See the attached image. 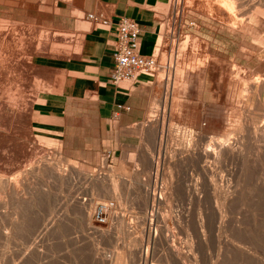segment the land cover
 Here are the masks:
<instances>
[{
  "label": "rangeland",
  "instance_id": "obj_1",
  "mask_svg": "<svg viewBox=\"0 0 264 264\" xmlns=\"http://www.w3.org/2000/svg\"><path fill=\"white\" fill-rule=\"evenodd\" d=\"M230 1L164 4L176 37L167 40L172 68L158 71L160 85L168 90L183 69L212 65L187 26L243 17L238 42L244 31L249 45L251 34L264 33V0ZM68 25L56 0H0V264H264V90L250 67L257 61L213 59L236 79L228 107L215 110L229 122L221 133L190 129L157 102L130 129L136 137L121 156L91 164L33 129L36 110L63 90L57 62L75 47ZM163 114L166 124L157 122ZM211 138L229 143L208 152ZM98 203L112 205L107 225L93 220Z\"/></svg>",
  "mask_w": 264,
  "mask_h": 264
},
{
  "label": "crops",
  "instance_id": "obj_2",
  "mask_svg": "<svg viewBox=\"0 0 264 264\" xmlns=\"http://www.w3.org/2000/svg\"><path fill=\"white\" fill-rule=\"evenodd\" d=\"M169 1L56 0L58 13L68 19L66 31L73 32L75 47L57 62L64 76L63 90L52 94L36 110L33 129L45 138L58 141L72 156L91 164L108 152L113 157L121 156L124 147L136 137L130 129L147 120L157 102L162 113L168 112L176 122L190 129L221 133L229 122L226 118L220 121L221 115L215 110L228 107L226 100L233 99L236 79L230 74H221L214 67L213 59L256 60L257 65L250 67L259 75L264 90V33L251 34L255 40L249 45L245 40L246 31L237 41L241 26L237 28L213 18L202 19L194 26H187V34L200 43L202 53L211 57L212 65L209 62L193 70L183 69L171 87L168 85V90L167 82L158 83L159 72L135 81L110 83L116 23L123 16L136 20L141 28L140 52L155 55L160 63L167 62V55L172 52V48L168 52L167 40L176 37L175 26L167 27L162 10ZM89 13L95 19L89 18ZM103 20L110 24L104 25ZM253 22L250 24L255 26L257 22ZM160 71L166 75L164 67ZM188 76L195 79L189 80ZM166 114L158 117L157 122L166 124Z\"/></svg>",
  "mask_w": 264,
  "mask_h": 264
},
{
  "label": "built area",
  "instance_id": "obj_3",
  "mask_svg": "<svg viewBox=\"0 0 264 264\" xmlns=\"http://www.w3.org/2000/svg\"><path fill=\"white\" fill-rule=\"evenodd\" d=\"M95 19V15L88 14ZM104 25H109L108 20H103ZM141 28L138 22L129 17H121L116 23V42L113 49V70L110 75V83L118 84L123 81L138 80L143 75L156 74L161 66L167 72V62L160 63L155 55H143L140 52ZM108 157L111 154L108 152ZM112 204V202H111ZM110 203H98L93 220L99 225H107L110 216H107Z\"/></svg>",
  "mask_w": 264,
  "mask_h": 264
},
{
  "label": "bare ground",
  "instance_id": "obj_4",
  "mask_svg": "<svg viewBox=\"0 0 264 264\" xmlns=\"http://www.w3.org/2000/svg\"><path fill=\"white\" fill-rule=\"evenodd\" d=\"M227 1V0H226ZM231 1H233V0H231ZM230 1V2H231ZM237 1V0H236ZM235 2V1H234ZM241 2V1H240ZM226 3V2H225ZM228 3H229V0H228ZM232 3V2H231ZM231 3H229V4H231ZM235 4V3H234ZM235 5H237V4H235ZM228 7V6H227ZM228 8H230V7H228ZM216 9V8H215ZM231 9V8H230ZM234 9V8H233ZM232 9V10H233ZM235 10V9H234ZM231 15H229V17H230ZM234 16V15H233ZM236 16V15H235ZM228 17V18H229ZM242 17V16H241ZM227 18V17H226ZM234 19H232L231 17L229 18V23H230V25H232V26H240L241 24H242V22L244 21V19H243V17L240 19V20H236V17H233ZM246 18H247V16H246ZM232 19V20H231ZM228 21V20H227ZM2 39V38H1ZM1 41V40H0ZM4 41H5V39H4ZM6 42V41H5ZM4 42V43H5ZM2 43V42H1ZM4 43H2V45L4 44ZM4 52H5V50H4V47H1L0 48V55H4ZM2 58V56H0V59ZM4 58V57H3ZM2 58V59H3ZM170 67L172 68V65H167V70L168 69H170ZM4 74V73H3ZM259 76V75H258ZM259 81V80H258ZM257 81V83H256V81H255V83H251L252 85H255V84H258V83H260V82H258ZM253 82V81H252ZM251 85V86H252ZM247 90V89H246ZM2 96V95H1ZM169 96V95H168ZM2 99V98H1ZM169 100V99H168ZM0 107H1V111H4L5 110V107H6V99H4V100H2L1 101V103H0ZM6 113V112H5ZM1 114H3V113H1ZM165 117V116H164ZM3 120V119H2ZM0 126H1V124H0ZM2 128H3V126H2ZM5 129V128H4ZM3 129V131H1V132H5V130ZM7 132V131H6ZM1 135V134H0ZM229 138H218V139H212L211 138V140H209L208 142H207V145H206V151H208V152H212V151H214V150H217L218 148H224V147H226L227 145H228V143H229V140H228ZM217 148V149H216ZM218 151V150H217ZM234 151V150H233ZM215 155H216V151H215ZM217 155H218V152H217ZM205 157V156H204ZM210 157V156H209ZM4 160V159H3ZM2 166V165H1ZM4 172V171H3ZM6 174V173H5ZM1 176V175H0ZM16 179H17V181L20 179H18V177H16ZM15 180V179H14ZM16 182V181H15ZM14 182V183H15ZM18 183H20V181H18ZM16 185H19V184H15V187H16ZM19 187V186H18ZM18 187H16L18 190H19V188ZM16 189V190H17ZM9 191H10V189H8ZM1 194V193H0ZM20 194V193H19ZM3 196V195H2ZM2 198V197H1ZM4 198H6L5 196H4ZM4 198H2V199H4ZM89 217V216H88ZM172 250V249H171ZM177 250V249H176Z\"/></svg>",
  "mask_w": 264,
  "mask_h": 264
}]
</instances>
